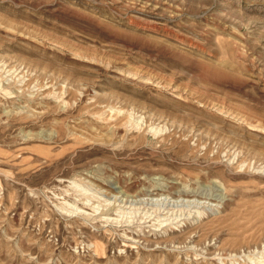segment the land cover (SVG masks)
<instances>
[{
  "label": "rangeland",
  "instance_id": "rangeland-1",
  "mask_svg": "<svg viewBox=\"0 0 264 264\" xmlns=\"http://www.w3.org/2000/svg\"><path fill=\"white\" fill-rule=\"evenodd\" d=\"M264 0H0V264H263Z\"/></svg>",
  "mask_w": 264,
  "mask_h": 264
},
{
  "label": "bare ground",
  "instance_id": "bare-ground-1",
  "mask_svg": "<svg viewBox=\"0 0 264 264\" xmlns=\"http://www.w3.org/2000/svg\"><path fill=\"white\" fill-rule=\"evenodd\" d=\"M264 264V263H263Z\"/></svg>",
  "mask_w": 264,
  "mask_h": 264
}]
</instances>
